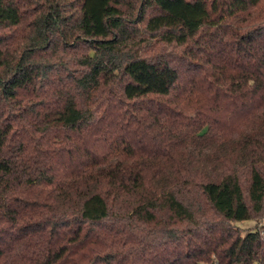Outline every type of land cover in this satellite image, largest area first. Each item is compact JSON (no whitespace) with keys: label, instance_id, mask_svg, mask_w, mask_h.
<instances>
[{"label":"trees","instance_id":"1","mask_svg":"<svg viewBox=\"0 0 264 264\" xmlns=\"http://www.w3.org/2000/svg\"><path fill=\"white\" fill-rule=\"evenodd\" d=\"M264 0H0V264H264Z\"/></svg>","mask_w":264,"mask_h":264},{"label":"rangeland","instance_id":"2","mask_svg":"<svg viewBox=\"0 0 264 264\" xmlns=\"http://www.w3.org/2000/svg\"><path fill=\"white\" fill-rule=\"evenodd\" d=\"M235 224L240 227L242 233H245V231L248 229L254 228L256 226L260 227L264 224V221L262 220V218H260V216H253L249 220L235 222Z\"/></svg>","mask_w":264,"mask_h":264}]
</instances>
